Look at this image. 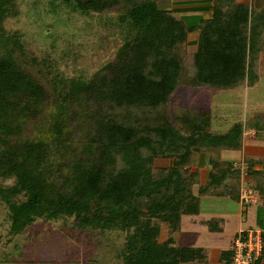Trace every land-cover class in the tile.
<instances>
[{
	"label": "trees",
	"instance_id": "obj_1",
	"mask_svg": "<svg viewBox=\"0 0 264 264\" xmlns=\"http://www.w3.org/2000/svg\"><path fill=\"white\" fill-rule=\"evenodd\" d=\"M62 2L83 13L119 12L125 41L88 80L52 76L46 61L29 57L4 27L19 13L18 0H0V177L14 180L0 185L4 246L12 249V236L38 218H73L82 229L124 231L123 264L203 260L200 248L178 244L173 233L183 215L200 212L202 197L239 200L240 169L221 152L242 149L245 126L237 120L214 131L210 109H175L170 98L181 81L213 88L254 84L264 4L215 0L212 17L193 28L159 8V0ZM195 30L186 75L183 49ZM202 151L209 152L210 168L195 192L198 172L188 165ZM256 163L263 168L254 170ZM250 165L264 179V159ZM263 182L257 185L262 195ZM214 221L203 223L215 229Z\"/></svg>",
	"mask_w": 264,
	"mask_h": 264
},
{
	"label": "rangeland",
	"instance_id": "obj_2",
	"mask_svg": "<svg viewBox=\"0 0 264 264\" xmlns=\"http://www.w3.org/2000/svg\"><path fill=\"white\" fill-rule=\"evenodd\" d=\"M158 3L162 9L170 5L168 0H159ZM18 9V14H11L4 21L7 33L19 39L29 57L35 56L38 63L45 60L52 76L58 73L67 78L88 80L114 58L125 41L126 29L117 11L83 13L62 0H18ZM197 32H189L183 49L188 56L186 75L192 71L190 57L196 50L193 40ZM256 70L258 79L253 85L244 81L234 88L193 87L181 81L170 98L169 106L175 109H210L214 131H223L237 120L243 122L242 149L231 150L224 157L223 152L227 149L221 152L223 159L240 169L239 200L235 201L228 195H207L201 198L200 206L205 213L239 211V202L243 211V228L240 230L257 227L264 231V196L259 194L257 187L264 179L254 175L250 165L253 160L264 159V48L258 54ZM255 123L263 127L257 129L252 125ZM29 126L32 132V123ZM208 158L209 152L205 151L193 152L191 156L188 166L198 172L199 179L195 192L198 185L207 181ZM169 164L168 160H157L156 165ZM254 165V170L263 168L260 163ZM13 182V179L0 177V185ZM245 192L253 193L248 196L250 201H242L241 194ZM6 208L0 201V212ZM125 237L126 233L120 229H82L75 226L73 218H38L24 232L15 235L14 240L12 236L10 246L13 250L4 246L6 237L0 238V264H123L118 254Z\"/></svg>",
	"mask_w": 264,
	"mask_h": 264
},
{
	"label": "crops",
	"instance_id": "obj_3",
	"mask_svg": "<svg viewBox=\"0 0 264 264\" xmlns=\"http://www.w3.org/2000/svg\"><path fill=\"white\" fill-rule=\"evenodd\" d=\"M214 1L215 0H168L170 5H168V8L163 9L169 10L176 17L182 19L188 26L199 28L198 26L203 19L212 17ZM237 1L250 3L253 8L261 7L264 4V0ZM196 31L197 30L194 32ZM198 36L199 30L195 40H193L194 45H197L196 38H198ZM229 152L232 151H224L223 157L224 154L226 156ZM259 194L261 193L259 192ZM238 204L240 206L239 211L228 210L225 212L205 213L200 206V212L198 214L183 215L181 228L179 231L173 233V237L180 245L200 248L205 258L203 260H190L189 257L183 260L181 264H228L230 262L235 235L243 228V214H241L243 211L239 202ZM210 219L215 220L213 224L215 229H211L208 224L203 223L204 220ZM259 262L260 264H264V256Z\"/></svg>",
	"mask_w": 264,
	"mask_h": 264
},
{
	"label": "built area",
	"instance_id": "obj_4",
	"mask_svg": "<svg viewBox=\"0 0 264 264\" xmlns=\"http://www.w3.org/2000/svg\"><path fill=\"white\" fill-rule=\"evenodd\" d=\"M249 194L245 192L241 194L243 202L250 201ZM249 199V200H248ZM264 256V232L261 229L248 228L240 230L233 243V254L228 264H255Z\"/></svg>",
	"mask_w": 264,
	"mask_h": 264
}]
</instances>
